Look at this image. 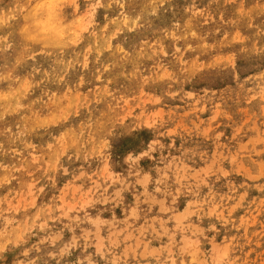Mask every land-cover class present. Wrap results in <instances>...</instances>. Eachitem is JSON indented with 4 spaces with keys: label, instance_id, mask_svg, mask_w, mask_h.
Returning a JSON list of instances; mask_svg holds the SVG:
<instances>
[{
    "label": "rangeland",
    "instance_id": "rangeland-1",
    "mask_svg": "<svg viewBox=\"0 0 264 264\" xmlns=\"http://www.w3.org/2000/svg\"><path fill=\"white\" fill-rule=\"evenodd\" d=\"M121 2L96 10L97 35L69 49L62 65L47 55L28 59L19 37L3 33L12 47L0 52V74L36 85L8 119L13 131L27 128L34 112L55 107L59 88H79L78 106L53 126L66 133V153L106 113L143 116L145 127L112 139L106 152L113 179L97 176L103 165L95 154L87 164L61 156L49 173L55 133L6 143L0 218L30 227L33 245L75 240L65 264L105 250L123 264H171L176 245L200 233L202 252L205 239L227 241L245 264H264V0H141L128 10ZM131 11L142 16L129 26L135 31L122 27ZM217 57H232L231 67H210ZM165 70L171 79H161ZM149 122L163 124L167 136L157 138ZM133 145L153 147L135 169L124 154ZM144 175L152 178L147 186L139 182ZM18 255L9 253V264Z\"/></svg>",
    "mask_w": 264,
    "mask_h": 264
},
{
    "label": "clouds",
    "instance_id": "clouds-1",
    "mask_svg": "<svg viewBox=\"0 0 264 264\" xmlns=\"http://www.w3.org/2000/svg\"><path fill=\"white\" fill-rule=\"evenodd\" d=\"M77 3L80 0H76ZM89 5L92 0H83ZM12 7L5 6V0H0V52L10 49L12 45L4 38L3 33L14 32L19 37L23 52L35 53L37 55H47L54 58L58 65L63 64L65 53L74 45L80 44L82 41L95 37L97 29L92 28L88 33H83L77 44L70 43L72 39L70 33L76 28L65 27L72 25L73 21L67 15V3H57L56 0H12ZM95 23V21H94ZM63 29L64 38L61 39L59 33ZM28 59H33V55L28 56ZM29 78L21 79L13 76L11 72L7 74H0V153L5 150V144L10 142L11 145H19L27 142V138L33 133L47 134L49 132L55 133L58 139L53 140L56 143L61 135L63 129L59 131L53 127L54 125L62 124L67 119H58L48 128H36L35 121L37 114L34 112L29 117L30 123L27 128L21 131H13V127L8 125V119L15 117L21 112L23 105L20 103L33 87L25 94L23 90V83ZM31 81V80H30ZM262 92V91H261ZM145 127L143 116L127 118L124 113H106L99 118V122H93L90 129L80 134V139L72 147V151L67 153L72 159H79L82 163L94 162V154L92 149L95 144L104 140L108 143L109 148L111 141L117 135L119 136H133L134 133ZM148 127V126H147ZM154 131L157 138L161 135L167 136V129L163 124H152L149 127ZM66 135V133L64 134ZM30 147V145H29ZM49 164L48 172L53 171L52 164L59 165L60 160L55 157ZM127 160V158H126ZM101 165L103 161L99 159ZM108 162H110L108 157ZM43 165L44 161L38 162ZM98 177L101 173H96ZM264 190V188H262ZM216 230L215 224H210L207 231L213 234ZM23 232L24 239H17L18 235ZM31 236V229H24L16 222L8 220L3 222L0 218V264H9V253L18 252L19 255L12 262V264H65L64 257L69 255L70 249L76 247V241L73 240L71 245L63 246L57 245L54 247H46L50 241H41L38 245H33L29 238ZM203 233L198 234L196 239L189 242L183 240L176 245V260L171 264H192L193 257L185 250L188 243L193 244L191 251L196 253V264H245V260L239 257L236 253V248L233 244L224 241L216 243L214 239L204 240V244L208 245L205 251H201L200 237ZM59 241V237L50 238V240ZM112 264L114 261L111 254L105 251H98L94 256L86 257L79 261V264ZM118 264H123V261H118ZM251 264V262H247Z\"/></svg>",
    "mask_w": 264,
    "mask_h": 264
},
{
    "label": "snow or ice",
    "instance_id": "snow-or-ice-1",
    "mask_svg": "<svg viewBox=\"0 0 264 264\" xmlns=\"http://www.w3.org/2000/svg\"><path fill=\"white\" fill-rule=\"evenodd\" d=\"M49 3H51V0H48ZM57 3H67V15L70 19H72L73 23L72 25H67L65 27H75L76 30L72 31L70 33L72 39L70 40V43L77 44L81 38V35L83 33H88L89 29L92 28L95 18H96V10L97 9H104L106 7H111L112 5L108 3V0H92V2L87 5L86 9L83 5L82 0H80L79 3L76 2V0H56ZM141 0H123V2L120 3V7L124 8L126 10L128 9H139L140 8ZM241 14H244V9H241ZM142 19V16L137 15L136 11H131L130 16H124L122 19V27L125 30L129 31H135V28H130V25L139 24L140 20ZM3 22V21H0ZM112 23H115L113 21ZM104 31H108V28L106 27ZM117 31H120L118 28ZM61 39L64 38V31L63 29L59 33ZM237 39H239V36L237 35ZM91 51V49H90ZM111 51V50H110ZM123 53V49L120 50ZM129 52H131V49H129ZM26 55L31 56V53H27ZM262 56H264V53H261ZM232 57H217V59L212 61V64L209 65L210 67H214L216 65H223L227 64L229 67L232 65ZM16 63L20 64L23 63V59L21 56L16 57ZM193 71H201L198 66H193ZM51 75H57V74H50ZM161 79H171V74L168 73L165 70L164 75L161 77ZM61 82L62 81H58ZM70 83V82H69ZM23 90L25 94H27L31 88L33 87L32 82L30 80H25L23 85ZM61 93V96L58 98V101H54V104H56L55 107L49 106L50 110H41L40 113L36 116L35 121V127L36 128H48L53 123H55L58 119H67L68 115L71 114L69 111L70 109L77 107L78 105L75 104V101L79 100V96L75 93L79 92V88L77 89H69L68 91H65L64 88L57 89ZM261 99L264 100V90L261 92ZM148 127H152L151 122L147 124ZM67 143L66 135L60 137V139L56 143H52L48 145V149L50 151H54L55 156L59 160L61 156H66L67 153L65 152V145ZM77 141H73V145H75ZM109 148V145L106 141L101 140L99 143L95 144L92 152L95 154L101 161H103V167L101 168V174L106 179H113V166L110 165L108 162V153L106 152V149ZM145 148L148 150L146 151ZM153 151L152 146L145 145L144 147H139L136 145L131 146L125 151V155L127 156V164L129 168L135 169L138 165V163L144 159L147 158L150 153ZM128 152H131V154H127ZM48 153H45L47 155ZM264 171V169H262ZM139 176V173H137ZM151 177L144 175L139 182L145 186H147L150 181ZM159 191V189H157ZM186 217H182L181 219H184ZM180 220H178V223ZM93 223H103L102 221L93 222ZM18 241L24 239V233L21 232L18 237ZM193 248L192 243H188L185 246V250L193 257L192 264H196L195 256L196 253L191 251ZM101 264L103 262L101 261ZM112 264H118V261H113Z\"/></svg>",
    "mask_w": 264,
    "mask_h": 264
},
{
    "label": "bare ground",
    "instance_id": "bare-ground-1",
    "mask_svg": "<svg viewBox=\"0 0 264 264\" xmlns=\"http://www.w3.org/2000/svg\"><path fill=\"white\" fill-rule=\"evenodd\" d=\"M231 214V213H230ZM248 219V218H247Z\"/></svg>",
    "mask_w": 264,
    "mask_h": 264
}]
</instances>
